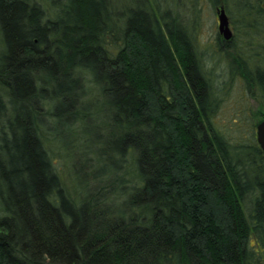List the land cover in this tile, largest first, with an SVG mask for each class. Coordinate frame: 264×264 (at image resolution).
<instances>
[{"label":"trees","instance_id":"1","mask_svg":"<svg viewBox=\"0 0 264 264\" xmlns=\"http://www.w3.org/2000/svg\"><path fill=\"white\" fill-rule=\"evenodd\" d=\"M47 1L50 17L39 0H0V264H264V68L243 74L258 122L227 138L194 37L170 11ZM88 82L110 140L79 127L96 111ZM53 122L102 165L92 186L76 174L79 200L48 147Z\"/></svg>","mask_w":264,"mask_h":264},{"label":"rangeland","instance_id":"2","mask_svg":"<svg viewBox=\"0 0 264 264\" xmlns=\"http://www.w3.org/2000/svg\"><path fill=\"white\" fill-rule=\"evenodd\" d=\"M142 1L148 5L156 4V8L159 6L158 14L167 10L170 11L193 35L200 60L203 57V61H201L203 70L210 76L211 83L216 89L217 98L220 99V105H218L215 117L218 130L225 134L227 138L233 135L234 137L237 136L236 130L238 128L242 129L243 132L249 133L253 125L258 122L257 115L260 112V108L258 101L254 100L250 91L248 92L243 78V71L238 67L241 65L240 62L245 63L247 67H250V75L255 74L256 68H264V25L258 26L255 23V21L261 23L264 20V12H259L261 9L264 11V0L262 8L258 7L259 5H255L258 0ZM39 2L47 9L48 17L52 15V12L57 11L52 9L51 1L39 0ZM112 2L120 12H126V9H135L134 6L136 5V0H112ZM217 5L226 8L233 28H235L233 42H235L238 49L237 55L245 61L238 58L232 51L221 52L219 47L215 45L216 42H219L218 22L215 11ZM87 88L93 89L87 93L85 101L92 100L97 102L96 111L90 122L81 123L79 127L83 129L90 128L91 132L88 133L92 135V138L101 134L110 140L109 136L112 128L108 124L109 114L106 111L105 101L93 83L88 82L86 84V90L88 91ZM52 125L56 134H58V145L48 142V147L53 149L56 169L62 176L66 188L72 196L79 197L76 198L79 200L81 196H85L87 189L82 184V181L77 178L76 174H79V177L82 176L88 179L89 186H92L91 182L99 175L97 172L102 168V165L94 161L95 154L91 149H85L86 155L79 157V151H82L81 149L84 150L86 139H81L78 143L74 142L72 145V139L76 134L72 135L73 132L64 128L60 123L56 122L55 124L53 122ZM88 133L86 132L84 135ZM116 140L117 135L114 137V141ZM91 147L95 149L93 145ZM132 159L128 155L124 171L130 170L132 165H134ZM127 179L130 181L128 185L132 186L133 174L128 175ZM93 183L95 184L94 181ZM98 184L101 186L103 183ZM111 184L105 182L103 187L108 188ZM96 185L95 187H97ZM115 191L116 186L111 188V194L115 193ZM117 191H119V188ZM92 192H95V194L97 192L98 194L100 189H94Z\"/></svg>","mask_w":264,"mask_h":264},{"label":"flooded vegetation","instance_id":"3","mask_svg":"<svg viewBox=\"0 0 264 264\" xmlns=\"http://www.w3.org/2000/svg\"><path fill=\"white\" fill-rule=\"evenodd\" d=\"M220 5L218 6L217 5V7L215 8V11H216V18H217V22H218V41L219 42H216L215 43V45L216 46H218L219 47V50L221 51V52H230V51H232L235 55H237V52H238V49H237V46L235 45V42H233L234 41V38H232L231 40H225L224 39V36L220 33V31H219V17H218V12H219V9H220ZM225 8V7H224ZM249 9V8H248ZM259 10V9H258ZM262 10V9H261ZM261 10H259V11H261ZM225 11H226V8H225ZM248 11V10H247ZM226 14H227V16H228V18H229V26H230V28H231V30H232V32H233V37H234V33H235V28H233V24H232V21H231V18H230V16L228 15V13H227V11H226ZM200 56H201V54H200ZM237 57L238 58H240L242 61H245V60H243L240 56H238L237 55ZM200 58V57H199ZM201 61H203V57H202V60H200V62ZM240 62V61H239ZM240 64L241 65H239V67L238 68H240L242 71H243V74L245 73V74H248L249 73V69H250V67H247L246 65H245V63H241L240 62ZM202 68H203V66H202ZM260 69V68H259ZM259 69L258 68H256L255 69V74H257L258 73V71H259ZM246 71H248L247 73H246ZM251 72V71H250ZM252 73V72H251ZM215 103V102H214ZM218 104V103H217ZM219 105V104H218ZM218 105H216V110H218ZM217 112V111H216Z\"/></svg>","mask_w":264,"mask_h":264},{"label":"water","instance_id":"4","mask_svg":"<svg viewBox=\"0 0 264 264\" xmlns=\"http://www.w3.org/2000/svg\"><path fill=\"white\" fill-rule=\"evenodd\" d=\"M218 17L220 33L224 36L225 40H231L233 38V32L229 26V18L223 6L219 9ZM257 140L264 153V121L257 126Z\"/></svg>","mask_w":264,"mask_h":264}]
</instances>
